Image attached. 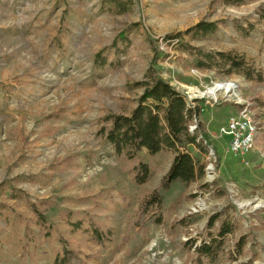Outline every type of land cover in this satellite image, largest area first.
Masks as SVG:
<instances>
[{"label":"rangeland","instance_id":"rangeland-1","mask_svg":"<svg viewBox=\"0 0 264 264\" xmlns=\"http://www.w3.org/2000/svg\"><path fill=\"white\" fill-rule=\"evenodd\" d=\"M129 2L122 12L103 6L101 0H0V82L6 85L0 92V183L8 180L34 202H53L45 206V214L62 231L63 208L78 210L79 216L90 212L98 224L109 227L112 240L103 245L89 233L65 232L85 264H201L187 257L182 242L198 236L215 212L239 220L240 227L227 236L215 262L202 264H264V0L239 5L221 0ZM233 20L244 26L253 22L254 29L243 37ZM200 21L217 23L214 35L185 32ZM123 31L126 41L110 48ZM176 33L204 51L236 53L262 80L228 73V66L219 61L195 68L192 55L182 51L177 40H167ZM106 48L103 56L120 63L96 73L92 54ZM152 73L204 107L199 117L210 143L208 153L189 146L204 165L203 177L188 186L175 181L161 191V210L150 213L141 228L130 226V221L137 218L145 196L160 188L173 155L142 148L138 157L150 164L151 174L139 186L110 148H100L99 132L105 115L130 112L143 87L129 86L149 80ZM220 84L214 94L209 92ZM206 94L219 101H207ZM236 101L248 104L252 123L258 126L255 144L243 155L229 149L231 135L220 130L239 112L241 103ZM193 125L196 128V120ZM90 150L98 155L88 164L84 155ZM69 155L76 156L71 168L49 169ZM210 164L216 175L208 181ZM42 174L51 176L27 181V175ZM4 195L0 202L6 201ZM18 210L30 216L26 206ZM193 212L197 215L192 224L179 223ZM158 215L161 221L156 223L152 219ZM9 223L0 217V264H20L15 244L22 230ZM240 235L246 243L241 255L230 260L228 253ZM61 246L47 239L44 251L24 264H54V250Z\"/></svg>","mask_w":264,"mask_h":264},{"label":"trees","instance_id":"trees-1","mask_svg":"<svg viewBox=\"0 0 264 264\" xmlns=\"http://www.w3.org/2000/svg\"><path fill=\"white\" fill-rule=\"evenodd\" d=\"M221 1L227 4L239 5L244 0ZM101 3L103 6L108 4L111 8L122 9V12L123 10L126 12L125 7L128 8L131 2L129 0H124V2L122 0H101ZM262 16H264V12H262ZM233 26L243 37L248 36L254 29V23L250 21H247L244 26L238 20H233ZM132 28H135V26L131 25L130 29ZM130 29L124 31L128 32ZM217 29L218 24L215 22L200 21L186 29L185 32L212 36ZM124 31L115 38V43L110 48L126 41ZM182 36L183 33H176L169 34L166 38L167 40H177L180 49L192 55L194 58L192 64L195 68L213 67L219 61L223 66H228V73H238L249 79L262 80L261 73L236 53L204 51L182 40ZM262 41L264 44V31L262 32ZM110 48L92 54L96 73H101L106 68L117 66L120 63L118 60L109 61L107 57L103 56V52L108 51ZM150 76L149 80L129 86L130 89L143 87L141 95L136 99V105L131 108L130 112L121 115H105L101 119L104 124L99 132L100 148H110V154L123 162V167H127L125 171L130 174L133 182L139 186L145 184L151 174L150 164L138 157L142 148L147 149L150 154H155L158 151H168L173 155L169 168L160 183V188L145 196L137 213V218L130 221V226L134 224L139 225L141 228L144 222L149 220L150 213L153 214L154 211L161 210V191L169 189L175 181L188 186L193 181L203 177L204 165L198 163L195 156L189 151V146L192 145L197 150L208 153L210 143L204 134V124L199 117L204 107L198 103V100L187 99L184 94L160 76L154 73ZM5 86L4 83L0 82V92L3 91ZM237 106L241 107V105ZM195 120L196 128L190 131L189 126ZM213 150L215 149L213 148ZM97 155L98 152L90 150L84 155V160L90 164ZM75 159V155H69L56 162L58 165L52 164L49 169H56L60 165L62 169L71 168V164ZM49 175H27V181H41L42 177H48ZM7 181L0 183V195L5 194L4 196H6V201L0 202V217L10 221L11 226L15 224L18 226V230H22V234L16 236L15 244L17 259L20 264H24L25 261L29 263L42 253L44 251L42 250V244L47 239L51 242L59 241L62 245L60 249L55 248L54 250V264H85L86 262L80 257V252L75 250L68 239L65 238V232L68 234L89 233L90 239L102 245L112 240V230L98 224L90 212H84L82 216H79L80 212L78 210L70 208H63L59 211V218L66 226V231H62L59 225L51 222L45 214V206H52L53 202L48 199L34 202L22 189ZM10 200L14 203H10ZM93 205L98 206L99 204L93 201ZM20 206H26L30 216L18 210ZM195 215L197 214L194 212L185 214L180 218L179 223L188 226L192 224ZM221 215V212L210 215L204 230L198 236H193L189 241L182 242V246L187 251V257L190 260L202 264L204 262L213 263L218 259L223 251L227 236L240 227L239 220L229 219L228 217L222 218ZM160 219V215H158L152 220L159 223ZM32 226H36L38 230L35 231ZM126 239L124 237V240ZM196 239L200 240L197 244H195ZM245 243V235H240L233 249L228 253L230 260L241 255Z\"/></svg>","mask_w":264,"mask_h":264},{"label":"built area","instance_id":"built-area-1","mask_svg":"<svg viewBox=\"0 0 264 264\" xmlns=\"http://www.w3.org/2000/svg\"><path fill=\"white\" fill-rule=\"evenodd\" d=\"M212 94H210L209 96H207L206 94V96L204 97L206 98L207 101L209 99H213L214 102H218L219 98L211 97ZM236 102L241 103L240 104L241 108L239 112L236 115L229 116L226 124L224 126H221L220 130H222L224 133L231 135V143H230L229 149L234 154L243 155L247 153L255 144L257 133H258V126L252 123V119L249 115L248 104H245L241 101H236ZM193 129H195V126L194 125L190 126V130H193ZM210 151H213V150L210 149ZM210 166L211 168L206 169L207 170L206 174L209 177H211L208 179V181L213 180L214 176L216 175V172L214 168L212 167V164H210ZM192 210L197 212L196 211L197 209L195 207H193Z\"/></svg>","mask_w":264,"mask_h":264},{"label":"bare ground","instance_id":"bare-ground-1","mask_svg":"<svg viewBox=\"0 0 264 264\" xmlns=\"http://www.w3.org/2000/svg\"><path fill=\"white\" fill-rule=\"evenodd\" d=\"M231 85H232V84H226V85H225V88H226L227 90H231V88L229 87V86H231ZM218 86H222V84L217 85L215 88L210 89L209 92H211V93L214 92ZM232 86H233V85H232ZM229 88H230V89H229Z\"/></svg>","mask_w":264,"mask_h":264}]
</instances>
